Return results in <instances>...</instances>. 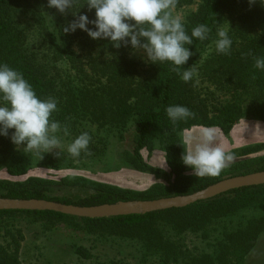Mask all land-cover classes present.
<instances>
[{"label":"trees","instance_id":"1","mask_svg":"<svg viewBox=\"0 0 264 264\" xmlns=\"http://www.w3.org/2000/svg\"><path fill=\"white\" fill-rule=\"evenodd\" d=\"M193 1L174 0L172 12L191 6ZM86 3L77 0L72 11L62 14L48 8V0H0V63L23 73L40 98H56L59 110L52 118L67 125L70 132L68 136L61 134L62 147L57 156L58 150L39 154L18 150L10 139L14 130H10L8 137L0 136V170L20 177L33 167L77 168L85 161L100 162L111 140L123 141L129 133L133 149L126 151V161L139 171L163 174L167 182L145 191H131L73 177L61 182L37 177L23 182L0 179V198L94 207L187 196L228 178L264 171L262 157L235 163L225 175L189 176L181 160L184 148L179 145L181 132L194 126L218 127L229 134L240 119L264 121V71L254 67V58L264 57V6H250L248 0H201L196 10L182 16L189 35L200 24L210 29L207 40L194 38L188 46L194 55L184 66L192 67L202 57L197 65L202 78L206 76L215 88L230 96L226 101H209L202 97L193 79L184 82L169 63L142 65L133 58L130 46L116 48L109 40H93L79 29L63 34V28L79 15L96 18L95 10L89 11ZM219 23L228 28L233 41L228 55L215 49ZM170 105L185 106L194 115L173 124L166 114ZM84 131L92 137L88 154L73 158L67 145ZM157 145L166 153L170 173L142 159L143 149L153 151ZM56 183L89 188L94 193L76 201L47 195V186ZM263 204L264 185L144 215L88 219L51 211L3 210L0 264H24L21 220L42 222L45 231L53 230L58 222L69 221L78 229L97 234L101 241L124 242L133 249L127 256L95 264H244L256 237L264 230V217L257 214ZM93 248L76 246L75 252L83 260H95Z\"/></svg>","mask_w":264,"mask_h":264},{"label":"clouds","instance_id":"2","mask_svg":"<svg viewBox=\"0 0 264 264\" xmlns=\"http://www.w3.org/2000/svg\"><path fill=\"white\" fill-rule=\"evenodd\" d=\"M248 2L250 6L257 3L264 6V0ZM76 3L77 0H48L47 6L64 14L72 11ZM85 6L89 11L95 10L96 18L90 20L87 15H79L63 28V34L79 29L93 40H109L116 48L130 46L133 55L143 54L145 63H169L184 82H189L196 74L203 58L192 67H184L194 55L188 46L193 44L194 38L207 40L210 29L200 24L189 35L181 18L173 15L174 0H87ZM90 24L93 27L90 28ZM216 37L217 53L230 54L233 41L223 23H219ZM254 67L264 71V57H255ZM58 103L51 96L40 98L23 73L0 63V136L8 137L10 130H14L10 139L18 150L22 148L24 153L34 154L58 150L56 155H59L61 134L68 136L70 132L67 125L52 118L59 110ZM166 114L173 124L194 115L182 105L168 106ZM91 139L89 132H82L67 145V152L73 158L88 154ZM179 145L184 148L182 163L198 178L219 176L236 158L218 142L215 127H202L198 135L184 130Z\"/></svg>","mask_w":264,"mask_h":264},{"label":"rangeland","instance_id":"3","mask_svg":"<svg viewBox=\"0 0 264 264\" xmlns=\"http://www.w3.org/2000/svg\"><path fill=\"white\" fill-rule=\"evenodd\" d=\"M200 1L194 0L191 6L183 8L181 11L173 13V15H177L182 19L184 13L196 10ZM22 19L24 21V18ZM225 28L228 29L227 27ZM36 45L37 43L33 41V46ZM132 56L140 64H148L142 58V53L133 55L132 52ZM192 79L198 91L205 99L209 101H226L230 98L226 91L215 88L206 76L202 78L200 70H197ZM202 127L204 126H194L186 130L190 131L193 135H198ZM215 128L217 130L218 142L222 143L227 151L238 152L235 155V160L222 170L221 174L225 175L224 173L230 170L231 165L235 163L264 157V121L255 118L240 119L233 125L229 134H225L218 127ZM183 132H181V137ZM249 147L251 149L246 151ZM132 149V136L128 133L123 141L117 139L111 140L108 153L100 162L85 161L77 168L47 169L44 167H33L24 176L20 177L11 176L5 169H1L0 179L23 182L28 178L37 177L51 182H61L65 178L73 177L96 181L118 187L122 190L131 191H145L156 183L167 182V178L163 174L139 171L128 163L126 161V151H132ZM141 156L147 165L158 168L165 173H170L166 153L158 145L153 151L143 149ZM186 174L194 176L190 168L187 169ZM93 193L94 191L89 188L57 183L48 185L46 188V194L51 197H63L74 201L88 197ZM261 206L259 212H257L258 215L262 214L259 218L264 217V204ZM21 224L25 234V239L21 244V258L24 264H95L94 262H105L116 256L119 258L122 255L127 256L133 251L124 242H111L110 239L101 241V238L97 234L95 236L78 229L69 221L58 222L56 227L50 231L44 230L42 222L27 223L26 220H21ZM76 246L88 248L94 246L92 253L95 260H83L79 258L75 252ZM244 264H264V230L256 237L253 248L246 256Z\"/></svg>","mask_w":264,"mask_h":264},{"label":"water","instance_id":"4","mask_svg":"<svg viewBox=\"0 0 264 264\" xmlns=\"http://www.w3.org/2000/svg\"><path fill=\"white\" fill-rule=\"evenodd\" d=\"M262 185H264V171L228 178L187 196L150 201H120L114 204H104L94 207L65 205L47 200L0 198V211H51L67 216L88 219L144 215L174 208H185L199 201L209 200L233 190Z\"/></svg>","mask_w":264,"mask_h":264}]
</instances>
